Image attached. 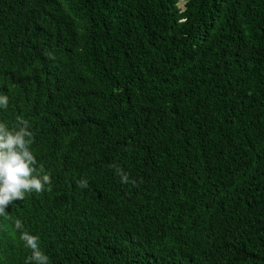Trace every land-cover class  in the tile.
<instances>
[{"label": "trees", "instance_id": "16d2710c", "mask_svg": "<svg viewBox=\"0 0 264 264\" xmlns=\"http://www.w3.org/2000/svg\"><path fill=\"white\" fill-rule=\"evenodd\" d=\"M0 94L49 176L0 264H264V0H0Z\"/></svg>", "mask_w": 264, "mask_h": 264}, {"label": "clouds", "instance_id": "9594fccd", "mask_svg": "<svg viewBox=\"0 0 264 264\" xmlns=\"http://www.w3.org/2000/svg\"><path fill=\"white\" fill-rule=\"evenodd\" d=\"M7 95L0 94V109L7 107ZM16 126L10 128L0 122V214L14 201L24 198L26 193L40 192L43 185L48 184V175H37L36 160L29 149L31 132L28 130V121L23 117L16 118ZM121 183L128 182L126 173L117 170ZM81 188L88 186L85 179H80ZM15 227L22 229V224L16 220ZM21 239L25 247L31 249V255L26 258V264H48V256L38 246V237L21 231Z\"/></svg>", "mask_w": 264, "mask_h": 264}]
</instances>
